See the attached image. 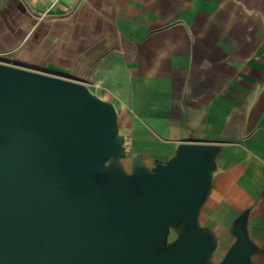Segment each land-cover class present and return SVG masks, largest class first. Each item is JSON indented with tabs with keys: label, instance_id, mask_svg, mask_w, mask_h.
<instances>
[{
	"label": "water",
	"instance_id": "obj_1",
	"mask_svg": "<svg viewBox=\"0 0 264 264\" xmlns=\"http://www.w3.org/2000/svg\"><path fill=\"white\" fill-rule=\"evenodd\" d=\"M222 142L133 149L120 110L71 76L0 61V264H260L254 205L205 218Z\"/></svg>",
	"mask_w": 264,
	"mask_h": 264
},
{
	"label": "crops",
	"instance_id": "obj_2",
	"mask_svg": "<svg viewBox=\"0 0 264 264\" xmlns=\"http://www.w3.org/2000/svg\"><path fill=\"white\" fill-rule=\"evenodd\" d=\"M4 56L89 83L134 151L225 143L205 218L253 204L264 244V0H0Z\"/></svg>",
	"mask_w": 264,
	"mask_h": 264
},
{
	"label": "built area",
	"instance_id": "obj_3",
	"mask_svg": "<svg viewBox=\"0 0 264 264\" xmlns=\"http://www.w3.org/2000/svg\"><path fill=\"white\" fill-rule=\"evenodd\" d=\"M5 58H7V57H6V56H4V57H0V61L3 60V59H5Z\"/></svg>",
	"mask_w": 264,
	"mask_h": 264
},
{
	"label": "rangeland",
	"instance_id": "obj_4",
	"mask_svg": "<svg viewBox=\"0 0 264 264\" xmlns=\"http://www.w3.org/2000/svg\"><path fill=\"white\" fill-rule=\"evenodd\" d=\"M206 215V214H205Z\"/></svg>",
	"mask_w": 264,
	"mask_h": 264
}]
</instances>
